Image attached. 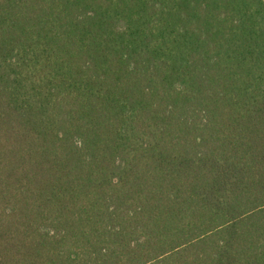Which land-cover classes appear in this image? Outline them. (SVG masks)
<instances>
[{"label":"trees","instance_id":"1","mask_svg":"<svg viewBox=\"0 0 264 264\" xmlns=\"http://www.w3.org/2000/svg\"><path fill=\"white\" fill-rule=\"evenodd\" d=\"M0 264H264V0H0Z\"/></svg>","mask_w":264,"mask_h":264}]
</instances>
